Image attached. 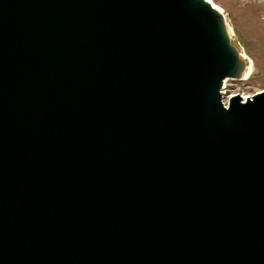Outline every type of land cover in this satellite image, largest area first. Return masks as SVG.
<instances>
[{
  "label": "water",
  "instance_id": "obj_1",
  "mask_svg": "<svg viewBox=\"0 0 264 264\" xmlns=\"http://www.w3.org/2000/svg\"><path fill=\"white\" fill-rule=\"evenodd\" d=\"M208 0H0V264H264V91Z\"/></svg>",
  "mask_w": 264,
  "mask_h": 264
},
{
  "label": "rangeland",
  "instance_id": "obj_2",
  "mask_svg": "<svg viewBox=\"0 0 264 264\" xmlns=\"http://www.w3.org/2000/svg\"><path fill=\"white\" fill-rule=\"evenodd\" d=\"M219 8L230 29L232 43L251 61L249 77L224 81V100L264 91V0H209Z\"/></svg>",
  "mask_w": 264,
  "mask_h": 264
},
{
  "label": "bare ground",
  "instance_id": "obj_3",
  "mask_svg": "<svg viewBox=\"0 0 264 264\" xmlns=\"http://www.w3.org/2000/svg\"><path fill=\"white\" fill-rule=\"evenodd\" d=\"M208 1H209V0H208ZM209 2H210V1H209ZM210 3H212V2H210ZM212 5H213V3H212ZM213 7L216 8L218 11H220V12L222 13V11H221L219 8H217V7L214 6V5H213ZM240 54H241V57L247 62V63H246V68H245L244 73H243V75H242V79H246V78L249 77V74H250L251 61H250L249 59H246L245 56H244L242 53H240ZM243 98H244V97H243Z\"/></svg>",
  "mask_w": 264,
  "mask_h": 264
},
{
  "label": "built area",
  "instance_id": "obj_4",
  "mask_svg": "<svg viewBox=\"0 0 264 264\" xmlns=\"http://www.w3.org/2000/svg\"><path fill=\"white\" fill-rule=\"evenodd\" d=\"M224 88H225V85H224V83H223V86H222V88H221V93H222V103L224 104V106H226L227 105V102H228V100H229V98L231 97H228L226 100H224V94H225V92H224ZM250 97V96H249ZM247 98V97H246ZM243 100L245 99V98H242Z\"/></svg>",
  "mask_w": 264,
  "mask_h": 264
}]
</instances>
